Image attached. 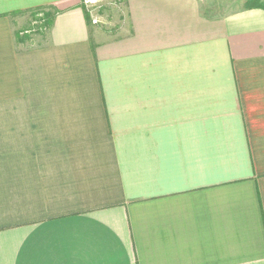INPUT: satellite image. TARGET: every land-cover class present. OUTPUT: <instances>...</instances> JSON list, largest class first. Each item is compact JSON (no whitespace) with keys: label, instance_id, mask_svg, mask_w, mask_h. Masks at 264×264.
Segmentation results:
<instances>
[{"label":"crops","instance_id":"1","mask_svg":"<svg viewBox=\"0 0 264 264\" xmlns=\"http://www.w3.org/2000/svg\"><path fill=\"white\" fill-rule=\"evenodd\" d=\"M210 1L0 0V264H264V10Z\"/></svg>","mask_w":264,"mask_h":264},{"label":"rangeland","instance_id":"2","mask_svg":"<svg viewBox=\"0 0 264 264\" xmlns=\"http://www.w3.org/2000/svg\"><path fill=\"white\" fill-rule=\"evenodd\" d=\"M208 1H210V0H208ZM250 1L251 0H244V2H246V5ZM110 2L108 4L103 2V4H102L101 17H102L103 23L98 27L101 29H106V30H108V32L109 31L115 32L118 30V27L121 24L120 21L122 18V14H121L120 8L117 7V5L112 6V4H114V3L111 4ZM210 2H216V0H211ZM262 2L264 3V0H262ZM41 14H43V18H44V16H45L44 10H38L36 12V14H31L32 23H31V26L29 28L31 31L33 29L36 30V24H33V22L34 21H40L41 20V17H40ZM44 32H46V31H44Z\"/></svg>","mask_w":264,"mask_h":264},{"label":"built area","instance_id":"3","mask_svg":"<svg viewBox=\"0 0 264 264\" xmlns=\"http://www.w3.org/2000/svg\"><path fill=\"white\" fill-rule=\"evenodd\" d=\"M104 0H82L83 7L85 8L87 18L92 26H100L103 23L101 17V8ZM41 20L36 23V30L42 32L47 30L45 27V20L43 14L40 15ZM43 18V19H42Z\"/></svg>","mask_w":264,"mask_h":264},{"label":"trees","instance_id":"4","mask_svg":"<svg viewBox=\"0 0 264 264\" xmlns=\"http://www.w3.org/2000/svg\"><path fill=\"white\" fill-rule=\"evenodd\" d=\"M247 8L250 9H262L264 10V3L262 2V0H251L250 2L247 3L246 5ZM43 10V9H40ZM38 10H36L35 12H32L31 14H36ZM44 20H45V27H47V29L49 28V26L51 25V19L49 17L48 13H44Z\"/></svg>","mask_w":264,"mask_h":264}]
</instances>
